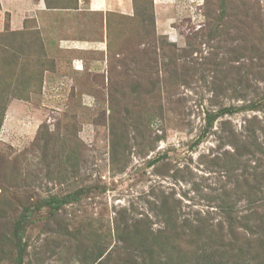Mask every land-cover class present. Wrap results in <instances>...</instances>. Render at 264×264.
<instances>
[{
    "label": "rangeland",
    "instance_id": "rangeland-1",
    "mask_svg": "<svg viewBox=\"0 0 264 264\" xmlns=\"http://www.w3.org/2000/svg\"><path fill=\"white\" fill-rule=\"evenodd\" d=\"M103 3L0 0V264H264V0Z\"/></svg>",
    "mask_w": 264,
    "mask_h": 264
},
{
    "label": "trees",
    "instance_id": "trees-1",
    "mask_svg": "<svg viewBox=\"0 0 264 264\" xmlns=\"http://www.w3.org/2000/svg\"><path fill=\"white\" fill-rule=\"evenodd\" d=\"M260 100H264V97H262ZM246 101V100H245ZM261 104L262 102L259 101L258 103H255V104H250L249 106H245L241 109V111H253V110H256V108L258 107H261ZM264 104V103H263ZM240 108H229V109H223L221 110L220 112H218L217 114H208L207 115V118H206V130H208L209 128L212 127L214 121L216 118L220 117V116H223L225 114H229V115H233L237 112H239ZM257 123V127L254 128V127H248L247 129V136H245V140L243 141V152L245 153H250V154H253L254 152H256V150L258 151L259 149H261V147H259L261 145V143H259V140H258V137L256 135V131L257 129L261 132V134L264 136V125L261 126L259 124V122H256ZM255 149V150H253ZM258 213L255 212L253 213V215H257ZM259 219V223L258 224H261L259 225V229H257V231L255 232V234L258 235V239L255 238L256 241H259V243H256V245L258 246H261L264 245V238H262V236H264V215L262 216H259L258 217ZM202 230H203V227H201V229H199V227H190V230H189V234L191 236H200L201 239L198 237V241H199V247H195V249L197 250H200L204 253H202V256H204V259L206 260V264H215V260H216V257L215 256V253H212L213 251L217 250H221L220 247L222 246H225V245H228V244H225L224 245V239L222 237H220L218 239V242H216V238L215 240H213V234L210 230H207V226H206V229L203 231L202 233ZM175 231L177 232V228H175ZM219 232H222L223 233V227H220L219 228ZM138 234V233H137ZM217 236V235H215ZM211 243H216V246H211ZM261 243V244H260ZM244 245L248 248V250H251L252 249V245H254L253 243H251L250 241H247L246 243H244ZM237 249L241 252L242 249L238 248ZM212 253V254H211ZM224 253L226 255L227 250L225 251L224 250ZM211 254V255H210ZM221 256V255H220ZM220 258V257H218Z\"/></svg>",
    "mask_w": 264,
    "mask_h": 264
},
{
    "label": "crops",
    "instance_id": "crops-1",
    "mask_svg": "<svg viewBox=\"0 0 264 264\" xmlns=\"http://www.w3.org/2000/svg\"><path fill=\"white\" fill-rule=\"evenodd\" d=\"M103 0H90V5L96 10H102V8L105 6L103 5ZM125 8H128L127 5H125Z\"/></svg>",
    "mask_w": 264,
    "mask_h": 264
}]
</instances>
